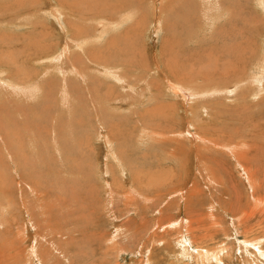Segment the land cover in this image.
<instances>
[{
  "label": "rangeland",
  "instance_id": "374dc122",
  "mask_svg": "<svg viewBox=\"0 0 264 264\" xmlns=\"http://www.w3.org/2000/svg\"><path fill=\"white\" fill-rule=\"evenodd\" d=\"M15 1L41 8L0 18V58L26 77L0 88V264H264V0H0V13ZM114 14L109 42L126 36L127 52L105 47L110 30L85 49L120 54L103 61L124 82L83 54L82 75L59 73L78 25L89 38ZM35 17L52 35L39 49Z\"/></svg>",
  "mask_w": 264,
  "mask_h": 264
},
{
  "label": "bare ground",
  "instance_id": "6f19581e",
  "mask_svg": "<svg viewBox=\"0 0 264 264\" xmlns=\"http://www.w3.org/2000/svg\"><path fill=\"white\" fill-rule=\"evenodd\" d=\"M46 1V0H45ZM48 1V0H47ZM66 1V0H65ZM89 1V0H88ZM134 1V0H133ZM140 1V0H139ZM16 2V4H17V2L19 3V6H17V8H15V10H11L10 11V9L11 8H9L10 7V4H7V5H4V4H2L1 5V9H2V13H0V18L4 15V18H7V16H8V14L9 13H14L15 14V16L16 15H18L19 14V17H14V19L13 20H18V22L17 23H19L20 25H22V22L20 21L22 18H20L21 17V15L23 16V13L24 12H28L32 7H34V9H33V11H31V15L34 17V16H36V13L38 12L39 13V10H40V3L38 4V3H36L35 1L34 2H32V3H27V2H21V1H15ZM59 2H61L60 0H59ZM64 2V1H63ZM84 2H85V0H84ZM92 2H94V1H92ZM92 2L89 4V5H87V7H86V9H87V11L89 12V10H91V8H94V9H96L97 8V6H96V4H92ZM69 3V2H68ZM67 3V4H68ZM95 3V2H94ZM100 3V2H99ZM116 3V2H115ZM117 3H118V1H117ZM184 3V2H183ZM39 6H38V5ZM55 4V10H54V13H56L57 11V13L60 15V13L61 14H64L63 13V11H62V7L63 6H59L57 3H54ZM61 4H62V2H61ZM73 4V3H72ZM86 4H88V3H86ZM101 4V3H100ZM126 4V3H125ZM182 4V3H181ZM69 5V7L70 6H73V5H71V2H70V4H68ZM78 5V4H77ZM107 5V4H106ZM109 5V4H108ZM107 5V6H108ZM115 5V7H116V5L117 4H114ZM119 5V4H118ZM136 5V4H135ZM183 5H185V4H183ZM15 6V5H14ZM81 6V5H80ZM79 5L78 6H76V8L77 9H81V7H80ZM85 6V5H84ZM138 6V5H137ZM51 7V6H50ZM181 7V6H180ZM186 7V6H185ZM84 8V7H83ZM117 8V7H116ZM119 8V7H118ZM134 8V7H133ZM137 8V7H136ZM139 8V7H138ZM20 9V10H19ZM106 9V8H105ZM172 9H173V7H172ZM97 10V9H96ZM115 10V9H114ZM174 10V9H173ZM184 10V9H183ZM83 11H85V13H86V10H83ZM185 11V10H184ZM60 12V13H59ZM93 12H95V11H93ZM97 12V11H96ZM190 12V11H189ZM83 13V12H82ZM90 13V12H89ZM188 13V12H187ZM193 13V12H192ZM26 14V13H25ZM109 14V13H108ZM180 15H182L181 13H179ZM191 14V13H190ZM86 15V14H85ZM115 15L116 14H114L113 15V20H110V21H104V22H100V24H98V19H97V21H96V23H95V25H97V26H100V29L99 30H96V29H92V31H93V36L92 37H89V38H87L89 35L87 34L88 33V31H89V29L85 26V25H81V24H79L78 25V27H77V31H78V34L80 35V37L82 36V38H80V39H75L76 41H70L69 43H66L67 42V40H66V42L63 44V46H61V50L59 51L60 53L58 54L59 55V57H58V59H60V62H61V60H62V58H60L61 57V51H63V52H66L67 51V54H69L68 53V50L72 47V46H74L75 47V49H73L72 50V52L73 51H75V52H78L79 54H74V55H71L70 56V58L68 59V61H69V64L67 65V64H65V65H62V67H64V68H62L61 67V65L59 64V63H57V71L59 72V73H64L65 71H66V69H68V70H70V72H72V73H74V74H79V75H82L83 74V72L81 71L82 69H81V67L83 68V67H85V68H88L87 67V64H85L84 63V61H83V58H82V56L80 55V54H83L85 57H86V60L88 59L91 63H93L95 66H98V67H100L101 66V69L102 70H104V73H106V74H108V75H110V78L113 80V81H117V82H119V78H120V80H121V82H124V77L123 76H121V74H120V76H119V74L118 73H121L119 70H117V69H115V68H112L111 66H109L108 65V63L109 62H107V63H105V61H110V60H105V61H103L105 58H112V59H114L115 57L118 59L119 58V55L120 54H114V55H110V53H109V55H103V53H102V55L100 54V52H98L99 54V57H97L98 55H97V52H96V54H95V51H94V53H93V50L91 51V49H93V48H91V49H85L86 48V41H89L88 39H90L91 41L93 40H96V41H98L100 38H102L103 37V35H104V33L105 32H107L106 30H112L110 27H112L113 29H115L116 28V26H117V24L119 23V19L117 18L116 19V17H115ZM192 15V14H191ZM82 16V15H81ZM109 16H110V14H109ZM118 16V15H117ZM131 16V15H130ZM188 16V15H187ZM83 17V16H82ZM133 17V16H132ZM3 18V19H4ZM20 18V19H19ZM25 18V17H24ZM109 18V17H108ZM112 18V17H111ZM205 18V17H204ZM31 19V18H30ZM34 19V18H33ZM39 18L38 17H35V21H37L40 25H41V23H40V21L38 20ZM82 19V18H81ZM84 19H85V16H84ZM9 20V21H8ZM132 20V19H131ZM6 21L7 22H10V19H6ZM103 21V20H102ZM23 22H24V19H23ZM28 22H29V20H28ZM34 22V21H33ZM45 22V21H44ZM32 23V22H31ZM36 23V22H35ZM138 23V22H137ZM205 23V22H204ZM83 24V23H82ZM120 24V23H119ZM206 24V23H205ZM14 25V24H13ZM39 25V27H37L36 25H29V26H32V30H33V32H29V34H28V37L29 38H31V43H33V44H35V47H36V49H39V47L38 46H44V45H39V43H43L45 40L46 41H48L49 39H51L52 38V35H51V33H50V31H48V27H46V26H44V25H41L40 26ZM16 26V25H15ZM42 26H44V27H42ZM108 26H109V28H108ZM205 26V25H204ZM180 27V26H179ZM16 28V27H15ZM39 29V30H38ZM211 29V28H210ZM27 30V29H26ZM36 30H38V31H36ZM63 30V29H62ZM203 30V29H202ZM76 31V32H77ZM28 33V32H27ZM117 33H119V31L118 30H116V31H111V35L108 37V40H106L105 41V43H104V45H105V47H108V48H121L120 49V51L121 52H124V53H126L127 51H126V47L127 48H129V44H130V41L128 40V39H126V36H123V35H121L120 37H119V39H117V40H115V41H111V42H109V38L112 36V35H115V34H117ZM34 34V35H33ZM64 35H66V33H64ZM75 35V34H74ZM123 36V37H122ZM24 36H22V38H23ZM71 36H69L68 38H70ZM24 39H26V37H24ZM133 39V38H132ZM21 40V43H22V41H23V39H20ZM19 40V41H20ZM69 40V39H68ZM18 41V42H19ZM26 42H27V39L25 40ZM95 41V42H96ZM9 42V40H6V41H4V40H2V39H0V48H3V47H5V46H7V43ZM12 42V41H11ZM10 42V43H11ZM17 42V43H18ZM24 42V41H23ZM30 42V41H29ZM99 42V41H98ZM16 43V44H17ZM25 43V42H24ZM28 43V42H27ZM94 43V42H93ZM14 44V43H13ZM26 44V43H25ZM33 44H31L32 46H33ZM97 44V43H96ZM221 44V43H220ZM134 45V44H133ZM70 46V47H69ZM88 46V45H87ZM34 47V46H33ZM69 47V48H68ZM91 47H93V46H91ZM95 47V46H94ZM104 47V46H103ZM16 48V47H15ZM19 48H20V46H19ZM68 48V49H67ZM89 48H90V46H89ZM97 48V47H96ZM225 48V47H224ZM228 48V47H227ZM95 49V48H94ZM98 49L101 51V49L99 48V46H98ZM104 49V48H103ZM1 50V49H0ZM4 50V49H3ZM8 50H10L9 49V47H8ZM23 50V49H22ZM109 50V49H108ZM128 50V49H127ZM16 51H18L17 49H14V52H16ZM28 51H29V49H28ZM105 51H107V50H105ZM104 51V52H105ZM228 51V50H227ZM230 51V50H229ZM7 52V51H6ZM26 52H27V50H26ZM91 52V53H90ZM110 52H112V50L110 49ZM116 52V51H115ZM117 52H118V50H117ZM233 52V51H232ZM22 53V52H21ZM58 53V52H57ZM1 54V53H0ZM31 54V53H30ZM10 55V54H9ZM18 55V54H17ZM32 55V54H31ZM31 55H29V53L28 54H25V55H22L21 57H20V60L19 61H23L24 60V57H26V59H28L29 58V56H31ZM231 55H232V53H231ZM37 56V55H36ZM52 56V55H51ZM126 56V55H125ZM9 58H6V56L5 57H3V59L1 60V58H0V61L2 62V64L3 65H6V66H11V67H8V70L6 71V74H7V76H5V75H3V71L2 70H0V88L1 87H3V86H5V87H8V85H14V87L15 86H18V85H21V83L20 82H18V83H16V82H14V83H10L9 82V80H10V77L11 76H16L17 78H15V79H19V80H21V81H23L26 77L25 76H19V71H20V69L21 68H19V66L18 65H16V63H14L13 61H12V59H14L15 60V58H12L11 59V56H8ZM49 57V56H48ZM35 57H33V55H32V57H30V60H32L31 62H38L40 59L39 58H36V59H39V60H33ZM43 58V57H42ZM52 58H54V60L56 59L55 58V56H53ZM51 58V59H52ZM77 58V59H76ZM217 58V57H216ZM25 59V60H26ZM130 59V58H129ZM75 60H79L78 61V64L77 65H73L72 64V62H74ZM121 60V59H120ZM125 60V59H124ZM17 61V60H16ZM112 61V60H111ZM117 62V61H116ZM43 63V62H42ZM34 64V63H33ZM122 64H124V63H122ZM51 65V64H50ZM55 65H56V63H55ZM138 65V64H137ZM18 66V67H17ZM30 66L31 67H33V68H35V69H37V66H35V64L34 65H32V64H30ZM136 66V65H135ZM0 67H2V68H0V69H4V66H1L0 65ZM13 67V68H12ZM59 67H61L60 69H59ZM111 67V68H110ZM225 67V66H224ZM224 67H223V69H224ZM229 67V66H228ZM9 68H12L13 69V71H10L9 70ZM24 68V67H23ZM52 68H54V67H52ZM221 68V67H220ZM251 68V67H250ZM47 69V68H46ZM48 69H51V68H48ZM47 69V70H48ZM227 69H229V68H227ZM132 70H133V68H132ZM136 70V69H135ZM53 71V70H52ZM225 71L226 70H224V73H225ZM232 71H236V70H232ZM85 72V71H84ZM24 73V72H23ZM36 72H32V70H30V69H28L26 72H25V74L26 75H28V76H30V77H35V74ZM48 73V72H47ZM50 73V72H49ZM62 73V74H63ZM123 73V72H122ZM222 73V72H221ZM236 73V72H235ZM245 73V72H244ZM262 73L264 74V72L262 71ZM25 74H22V75H25ZM42 74V73H41ZM218 74V73H217ZM223 74V73H222ZM226 74V73H225ZM246 74V73H245ZM11 75V76H10ZM40 75V74H39ZM108 75H106V76H108ZM238 75V74H237ZM5 76V77H4ZM27 76V77H28ZM85 76V75H84ZM134 76H136V75H134ZM134 76H132V77H134ZM139 76V75H138ZM232 76V75H231ZM137 77V76H136ZM135 77V78H136ZM235 77V76H234ZM29 78V77H28ZM128 78V77H127ZM134 78V79H135ZM139 78V77H138ZM221 78V77H220ZM262 78V77H261ZM31 79V78H30ZM72 79V78H71ZM217 79V78H216ZM227 79V78H226ZM11 80H13V78H11ZM35 80V79H34ZM41 80V79H40ZM133 80V79H132ZM136 80V79H135ZM139 80V79H138ZM218 80V79H217ZM258 83H260L261 82V80L262 79H260V78H258V79H255ZM254 80V82H256ZM69 81V80H68ZM68 81H67V77H65V78H63V80H62V83H63V85L65 86V87H67V85L69 86V87H71L72 88V85H69L68 84ZM84 81V80H83ZM128 81V80H127ZM239 81V80H238ZM58 83H59V81H57ZM98 82V81H97ZM96 82V84H98ZM106 82V81H105ZM129 82H131L130 80H129ZM133 82V81H132ZM140 82V81H139ZM217 82V81H216ZM24 83V82H23ZM90 83V82H89ZM113 83V82H112ZM218 83V82H217ZM88 84V83H87ZM92 84V83H91ZM100 84V83H99ZM123 84V83H122ZM181 84V83H180ZM237 84V83H236ZM235 84V89L233 88V87H231V88H233V89H231V88H222V91L223 92H234V90H236L237 89V86H240V84H237L236 85ZM104 86L103 87H105V88H109V86H107L106 84H103ZM140 85V84H139ZM147 85V84H146ZM169 85H171L170 87H168L169 88V90L171 91H173L174 92V90L175 91H177L176 90V87H175V82H169L168 83V86ZM179 85V84H178ZM257 85V84H256ZM255 85V86H256ZM116 86V85H115ZM122 86V85H121ZM220 86V85H219ZM259 85H257V87H258ZM36 87V86H35ZM89 87V86H88ZM93 87V86H92ZM97 87V86H96ZM100 87V86H99ZM102 87V86H101ZM114 87V86H113ZM113 87L111 88V86H110V89H113ZM124 87H127L128 89H132V87L133 86H130L129 84H126V86H124ZM222 87V86H221ZM260 87V86H259ZM9 88H11L10 86H9ZM90 88V87H89ZM94 88V87H93ZM12 89V88H11ZM17 89V88H16ZM70 89V88H69ZM90 89H92V88H90ZM36 90H37V88H36ZM61 90V89H60ZM64 90V89H63ZM108 90V89H107ZM184 90L186 91V93L187 94H185L184 93V96H187V95H189V91L190 92H193L194 91V89H192L191 87H189V88H184ZM184 90H182V91H184ZM12 91V90H11ZM15 91V90H14ZM13 91V92H14ZM23 91H25V90H23ZM27 91V90H26ZM34 91V90H33ZM92 91V90H91ZM105 91V96H107L106 95V90H104ZM171 91V92H172ZM5 92H7L8 93V91H6L5 90ZM216 92V91H215ZM95 93V92H94ZM92 94H93V92H92ZM236 94V93H235ZM1 95V94H0ZM7 95V94H6ZM13 95V94H12ZM66 95V94H65ZM256 95V94H255ZM9 96V95H8ZM95 97V96H94ZM93 97V98H94ZM6 98H7V96H6ZM101 98V97H100ZM8 99V98H7ZM12 99L14 100V98L12 97ZM68 99V98H67ZM98 99V98H97ZM115 99V98H114ZM113 99V100H114ZM10 100V99H9ZM3 102V101H2ZM9 102V101H8ZM17 102V101H16ZM19 102V101H18ZM110 102V101H109ZM5 104V103H4ZM69 104V103H68ZM72 104V103H71ZM70 104V105H71ZM96 104V103H95ZM98 105H100V104H98ZM6 106V105H5ZM9 106V105H8ZM2 107H3V105H2ZM66 108H67V105H66ZM6 109V108H5ZM68 109H71V107H69ZM8 110H10V109H8ZM8 110H5V111H8ZM33 110V109H32ZM42 111V113H43V115L45 116L46 115V112H47V110H46V108L45 109H43V110H41ZM28 112V111H27ZM33 112H35V111H33ZM73 112H74V110H73ZM1 114V113H0ZM12 115V114H11ZM22 116L23 115H27L26 113H22L21 114ZM39 116V115H38ZM57 116V115H56ZM21 117V116H20ZM75 118H73V120L74 121H77V120H80L79 118H77L76 116H74ZM24 118H25V116H24ZM7 121V120H6ZM16 121V120H15ZM41 121H45L44 119H42ZM67 121V120H66ZM81 121V120H80ZM80 121L79 122H72L71 120H68V122H67V126H66V128H68V130H70V131H64L65 133H67L68 134V136H70L69 138H71V135H72V137L73 138H75L78 134H79V130L76 128V127H74V126H72L70 123H72V124H74V125H79L80 124ZM4 123V122H3ZM21 123V122H20ZM41 123V122H40ZM56 123V122H55ZM69 123V124H68ZM23 125V124H22ZM28 125V124H27ZM80 125H82V124H80ZM7 126V125H6ZM60 126V125H59ZM3 127H5V126H3ZM63 127V126H62ZM8 128V127H7ZM33 128V127H32ZM16 129V128H15ZM33 130V129H32ZM36 130V129H35ZM21 131V130H20ZM31 131V130H30ZM34 131V130H33ZM19 132V131H18ZM71 132H72V134H71ZM24 133V132H23ZM37 137V136H36ZM35 137V138H36ZM27 138H28V136H27ZM30 138H31V136H30ZM29 138V139H30ZM38 138V137H37ZM36 138V139H37ZM40 138V137H39ZM38 138V139H39ZM17 139V138H16ZM20 141H22V140H20ZM39 145V144H38ZM35 147V146H34ZM32 148V147H31ZM36 148L37 149H39L37 146H36ZM34 152H35V150H34ZM238 161H239V159H238ZM36 162V161H35ZM249 171V170H248ZM109 193V192H108ZM199 253H201V252H199ZM204 254V253H203Z\"/></svg>",
  "mask_w": 264,
  "mask_h": 264
}]
</instances>
